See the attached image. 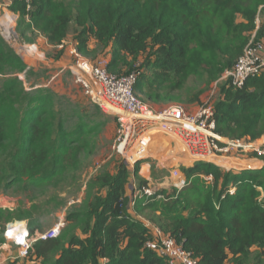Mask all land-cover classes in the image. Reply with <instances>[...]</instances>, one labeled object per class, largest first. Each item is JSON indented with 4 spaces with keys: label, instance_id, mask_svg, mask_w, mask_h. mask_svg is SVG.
I'll list each match as a JSON object with an SVG mask.
<instances>
[{
    "label": "trees",
    "instance_id": "obj_1",
    "mask_svg": "<svg viewBox=\"0 0 264 264\" xmlns=\"http://www.w3.org/2000/svg\"><path fill=\"white\" fill-rule=\"evenodd\" d=\"M29 5L10 2L19 40L39 34L50 47L63 46L56 59L72 36L80 54H95L96 47L117 75L142 70L137 91L158 108L178 103L191 80L210 85L233 68L256 31L257 16L264 15V0H31ZM257 37H264V24ZM25 40L35 43L32 37ZM31 70L0 35V188L5 191L77 179L84 154L96 145L90 138L99 123L89 108L63 104L44 86L27 89ZM201 94L189 103L200 104ZM214 109L222 137L260 139L264 74L242 89L226 82ZM143 162L131 170L117 160L112 169L94 174L82 201L67 208L59 238L38 240L41 227L29 224V239L37 241L24 264H168L145 247L152 230L145 221L175 239L198 264H264V166L233 172L197 162L182 168L190 181L183 190L160 189L132 207L131 185H148L140 175ZM210 175L208 183L204 176ZM29 217L0 207V229Z\"/></svg>",
    "mask_w": 264,
    "mask_h": 264
},
{
    "label": "built area",
    "instance_id": "obj_2",
    "mask_svg": "<svg viewBox=\"0 0 264 264\" xmlns=\"http://www.w3.org/2000/svg\"><path fill=\"white\" fill-rule=\"evenodd\" d=\"M26 2L29 5L31 0H26ZM0 10H3L2 23L0 24V34L3 38L9 44L12 42L14 46H20L16 49L23 57L24 52L41 54L36 44L19 45L16 33L18 15L10 10L9 4H0ZM27 10H30V5ZM256 24V31L252 34L236 64L222 76V80L228 82L229 86L235 89L244 88L249 79L264 74V37H257L260 27L259 18L256 19ZM62 47L60 46V48ZM70 49L72 48L67 49L68 52L76 58V61L69 67L75 76L76 83L101 112L116 119L118 128L112 150L130 169H134L138 161L149 155L156 130L157 132L163 131V133L181 141L185 150L196 162L215 165L216 161L226 160L235 153L251 150L259 155L264 153L255 148L252 142L230 140L217 133L213 104L207 102L195 110H187L181 105H170L161 110H155L140 101L136 95L142 70L127 75H117L108 70V59L101 58L93 62L83 59L75 47L72 51ZM18 77L21 80L25 79L22 74ZM171 175L175 183L166 180L164 185L168 188L175 187L181 191L190 183L181 168L173 169ZM204 179L211 182L213 177L211 175L204 176ZM131 190H134L131 203L133 207L137 200L155 197L160 189L158 186L148 184L142 187L132 185ZM235 192V189L229 191L230 195H234ZM158 198L161 199V197ZM145 223L152 228L151 236L145 244L147 249L155 252L157 256L167 259L168 264H198V260L193 258L175 239L166 235L162 229L151 227L148 221ZM65 226L66 219L65 213H63L58 217L56 225L40 236V240L59 238ZM28 236L25 223L12 224L6 233V238L20 247L23 257L28 255L32 245Z\"/></svg>",
    "mask_w": 264,
    "mask_h": 264
},
{
    "label": "rangeland",
    "instance_id": "obj_3",
    "mask_svg": "<svg viewBox=\"0 0 264 264\" xmlns=\"http://www.w3.org/2000/svg\"><path fill=\"white\" fill-rule=\"evenodd\" d=\"M6 3H8V0H0L1 5H6ZM2 14L3 10H0V24L2 23ZM258 18L260 25L262 24L263 26V13L262 15L259 14L257 16V19ZM16 32L17 34H19L17 27ZM26 37H32L35 40V43L26 42ZM43 41L44 40H42V37H40L39 34H35V36L31 34H28L25 37L20 36V40L18 39L19 45L38 44L37 46L39 47V51L41 52V54H27L24 52L25 55L23 57L18 52L19 50L16 49V47L20 46H14L12 42L10 43V45L8 41L5 40V42L13 48V50L21 58V60L23 62H26L27 65L32 68V70L26 77V82L28 83V85H26V88L30 89V86H44L51 90V93L54 95L55 99H61L63 101H61V103L63 104L68 103L69 105L72 104L76 107L83 105L84 107L89 108L88 110L90 115L93 114V119L94 121L99 123V126L97 127V133L93 134L90 138L91 141H94V143L96 142L94 150L88 151L86 154H84L81 166L82 172L81 174L78 173L79 176H77V179H73L72 176H66V178L58 187L52 184L47 185L45 188L36 189L30 186L29 183H27L23 184L21 186L22 188H18L15 191H5L0 188V207L8 208L10 210H16L17 213H29V220L22 221H24L28 227L30 226L29 224H33L36 227H41L42 234H38L39 236L51 230L56 225L58 217L63 213L66 214L67 208L75 203L77 204L78 202H80V200L82 201L85 186L94 174H97L101 169L107 166L112 169L114 163L117 160H122L117 155H115L112 150L113 141L115 139L116 131L118 128L116 119L113 116L101 112V110L91 102V100L84 94L81 87L76 83L75 76L69 68L76 61L75 56L71 55V53L66 50L68 48L74 49L75 43L73 40V36L66 41L67 48L65 47V54L63 56H60V59L56 58L61 48L58 49L50 47L46 44V42L43 45ZM72 49L70 50L72 51ZM93 49L94 51H96V53L94 52L95 54L89 56L81 54L80 56L83 59H88L93 62L104 57V51L97 52L96 47H94ZM105 52H107V49ZM109 58L111 59V57ZM62 61H64V64ZM108 70L114 74H116L117 71L114 67H110V69ZM225 83L226 82L222 80V77L218 81L210 85L191 80L188 84L187 91L179 95L180 101L178 103H171L170 105H181L187 110H195L199 106L207 102L215 106L216 101L220 97L221 87ZM197 92L202 93L200 95L202 104L189 103L188 100L194 98ZM136 95L140 101H143L147 105L152 106L155 110H160L167 106H170L166 104L163 106V108H158V106L154 105V103H152L151 101H145V98L147 97L142 95L141 92L137 91ZM59 106H61L62 110L65 109L64 105L60 104ZM68 107L69 106L66 105V109H70ZM154 132L155 139L153 140V143L155 145L160 144L159 134H162L163 131L157 132L156 130ZM172 143L174 145L176 144V146H178L180 150H184L182 146L183 144L181 143V141L177 140V138L176 141L174 140L172 141ZM252 143L255 145V148L261 151V153L264 152V136ZM261 157H264V153L259 155L253 150L248 152L235 153L230 155L229 158H239L240 160H242V166H240L241 170H237V167L233 168L231 164H229L231 165L230 167H220L225 169L227 168L228 171L232 170L233 172L256 170L259 168H246V164H254L258 161L261 162L263 161ZM231 162L233 161H230V163ZM183 163L185 162L183 161ZM222 164L225 165L224 163H221L220 165ZM200 170L206 172L207 167L205 165H202L200 167ZM170 175L171 174L167 172L165 174V177ZM160 177L162 178L164 176L157 175L156 179H159ZM159 184L160 182L157 183V186H159ZM80 186H82V191H78V188ZM17 221L18 220H15L13 223ZM13 223L8 224L4 232L0 229V241L4 240L6 242L5 245L0 246V264H7L10 262H14L16 264H24L25 257L21 256L20 248L16 247L10 239V241L6 239V233ZM39 236H37V238Z\"/></svg>",
    "mask_w": 264,
    "mask_h": 264
},
{
    "label": "crops",
    "instance_id": "obj_4",
    "mask_svg": "<svg viewBox=\"0 0 264 264\" xmlns=\"http://www.w3.org/2000/svg\"><path fill=\"white\" fill-rule=\"evenodd\" d=\"M43 45L46 44L48 45V42L46 41L45 38L42 37ZM38 45V44H37ZM49 46V45H48ZM59 48V47H58ZM64 64V61H62ZM29 66V65H28ZM160 138V144L155 145L154 143L150 147V152L149 155L143 159L144 161L141 166L140 170V175L141 177L148 181L149 185H154L157 186V183L160 182L158 188L159 189H170L167 186L164 185L165 181L168 180L169 182L173 183L175 180L172 178V175L165 177V174L169 172L172 174V170L175 168H191L193 167L197 162L193 159V157L188 153L185 148L184 150H180L176 144L174 145L172 141H176L173 136L162 133L159 134ZM155 139V138H154ZM173 139V140H172ZM170 142V143H169ZM183 146V145H182ZM151 153V155H150ZM190 156V157H189ZM191 158V160H190ZM183 161L185 163H183ZM230 161H233L230 163ZM235 161V162H234ZM239 162V163H237ZM221 163L225 164H231L233 168L237 167V170H241L240 166H242V160L239 158H228L226 160H219L216 161L215 165L216 166H226V165H220ZM264 166L263 161H258L257 163L254 164H246V168H262ZM222 168V167H221ZM245 168V169H246ZM225 169V168H223ZM132 170V168H131ZM225 170L228 171L226 168ZM183 172V171H182ZM161 176L163 175L164 177H160L159 179H156V176ZM186 176V175H185ZM175 183V182H174ZM134 186H136L134 184ZM131 190V188H130ZM130 194H132V191H130Z\"/></svg>",
    "mask_w": 264,
    "mask_h": 264
},
{
    "label": "clouds",
    "instance_id": "obj_5",
    "mask_svg": "<svg viewBox=\"0 0 264 264\" xmlns=\"http://www.w3.org/2000/svg\"><path fill=\"white\" fill-rule=\"evenodd\" d=\"M10 2H11V0H8V3H6V4H9V8H10ZM17 33V32H16ZM18 35V34H17ZM31 45H33V44H31ZM37 45V44H36ZM25 63V65H27V63L26 62H24ZM27 67H28V69L29 68H31L30 66H28L27 65ZM19 75H21V74H19ZM22 75H24V74H22ZM18 76V75H17ZM25 77V76H24ZM19 78V77H18ZM21 80V79H20ZM22 81H25V79L24 80H22ZM25 86H26V83H25ZM40 87H42V86H40ZM36 88H39V86H37ZM142 161V160H141ZM132 186V185H131ZM65 219H66V214H65ZM15 223H25L24 221H17V222H15ZM15 223H13V224H15ZM26 224V223H25ZM26 226H27V224H26ZM27 229H28V226H27ZM65 229V228H64ZM28 234H29V231H28ZM41 236V235H40ZM40 236L38 237V240H40ZM29 237H30V235L28 236V240L30 241V239H29ZM6 239H8V238H6ZM37 239V238H36ZM9 240V239H8ZM10 241V240H9ZM37 240H34V241H30V243L32 242V245H33V243L34 242H36ZM14 244V243H13ZM32 245H31V247H32ZM16 246V245H15ZM17 247V246H16ZM18 248H20V247H18ZM21 250V249H20ZM30 250V249H29Z\"/></svg>",
    "mask_w": 264,
    "mask_h": 264
}]
</instances>
